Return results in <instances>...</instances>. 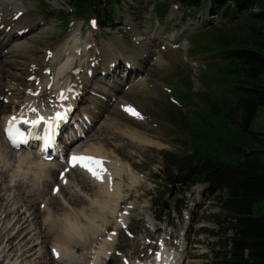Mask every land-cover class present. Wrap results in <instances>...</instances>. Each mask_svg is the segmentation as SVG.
<instances>
[{"label":"rangeland","instance_id":"1","mask_svg":"<svg viewBox=\"0 0 264 264\" xmlns=\"http://www.w3.org/2000/svg\"><path fill=\"white\" fill-rule=\"evenodd\" d=\"M203 1L205 2L202 8L197 11L198 13L195 16L196 12H193V8L185 6L181 0H128L127 4H130V7L123 9L119 15L109 11V8L103 11L106 15L111 12V17H113L111 23L103 26L94 21L96 17L88 9V5H83V7L77 9L69 0H57L56 3H54V0L19 1L21 6L24 7L23 10L28 12L22 17L25 18V21L37 19L38 26L36 28L39 27V29H28L22 34L23 37L19 36L18 39L10 41L4 40V44L2 43L3 45L0 46V75L2 72H7L9 75L3 78V86L8 85L14 90L25 87L22 77L27 78V76L23 68H26L30 62H34L35 67L43 65L44 62L46 63L51 51L59 50L63 46L68 48L67 44L63 45L66 39L69 41L68 44L72 46V32L80 38V40H77L75 37L78 49L83 48L86 43H88V47L92 45L91 47L94 48L92 58L96 60L95 64L103 62L99 53H103L104 48L109 45L121 47V52H118V48L112 50V52H117V57H119L117 60L120 62L119 66L121 67L114 76L107 79L101 67L93 75L94 61L89 63L88 72H85L83 68V73H87L88 80L91 79L89 84L97 85L103 90V94L94 91L95 96L101 95L99 99L103 102L109 100V108L98 114L90 126L91 130L88 129L87 132L82 134L79 137L80 140L79 138L75 140L78 144L75 145L74 149L84 150L90 146L100 147V150L114 156V158H108L112 163H116L117 160L121 164L128 165L141 178L140 180L127 178L120 181L121 186H131L129 190L124 188L121 194L126 195V199L117 209L118 213H121V220L125 226L118 232L115 230L116 227L114 226L116 221L119 220V217L117 218V215H115L116 218L111 220L109 230L102 229L96 238L90 232L88 233L90 236H88V241H90L88 245L80 246L79 251L76 250V252L73 250L74 246H69V249L66 248L63 260L58 258L60 264H90L93 261L91 250H99L101 246L107 247V250L105 247L103 249L109 253L107 259L101 258L98 263L108 264V260H111V264H126L127 259L125 258L127 257L129 263L149 258L151 261L148 264H152V256L155 257L153 251H155L161 239L166 240L169 246L166 252L171 256H176L178 264H210L214 256L213 250H218L220 247L221 232L229 221V215L220 208V197L211 194L204 183H197L190 188L170 185L162 175L165 161L164 154L173 153L184 156L195 149L202 156L210 155V157L217 160L235 162L242 153V151L234 148V146L242 147L244 144L237 130L239 126L226 124L225 120L228 121V119L223 117L222 111L216 114L210 107L211 102L220 105L232 101V83L228 79L217 76L215 72L217 65L221 63L219 55L215 52L218 50L217 37H219L220 32L234 30L237 26H220L219 24L223 22L220 12L213 10L209 0ZM74 24L76 25L73 26ZM40 27L44 29L52 28V32L49 37H41L32 44L33 37H40L41 35L39 32ZM137 29H140V32L144 31L141 35L150 36L147 44H140L136 41L140 36L136 31ZM238 31L240 32L239 36L242 37L246 33L244 29ZM25 43L33 45L34 53H30L28 57L18 58V61L20 59V62L24 63L22 68L20 65L15 68L13 66L15 62L8 64L10 60L15 61L16 59L10 58L9 60L5 54L6 51L16 44H20L21 50L27 49V47H24ZM173 43H177V46L172 47ZM151 50L156 51L152 53ZM125 58L131 60L133 64H129V61ZM139 59H143L144 62H139ZM5 60L8 61L5 63ZM85 61L84 52L79 51L74 57L73 70L75 72L72 71L67 74L71 76L72 80L77 76L78 65L81 66ZM123 64L127 69L129 67L136 68L138 72L134 75L132 69L128 70L133 74H129L131 76L124 75L125 82L123 81L118 89L115 86L113 88L110 84L120 81L121 75H123ZM117 74H120V76H116ZM60 79L59 83L62 82V78ZM105 79L109 84L103 81ZM131 86L134 88L129 90ZM8 89L7 92H9ZM54 92L53 88H49L47 94L53 96ZM89 94L88 96H94L91 93ZM39 97L42 98L43 96ZM3 98L0 97V102L5 104L7 100ZM128 107L135 109L140 115H133L126 110ZM87 110L86 105L81 107V112ZM0 111L4 112L5 110L0 107ZM90 116L91 114L86 112L71 120L67 127L69 133H72L75 128L80 130L79 127L84 125V120H87ZM71 123L73 124L72 127H70ZM101 125H106L110 129L103 132V129L99 130ZM250 126L257 133H264V108L259 110L257 117L253 119ZM1 128L0 114V132ZM128 131L130 135L127 136ZM138 134L155 144L136 145L129 138L132 137L134 140V137ZM0 136L2 142L4 141L3 146L6 151V143L1 133ZM1 140L0 144H2ZM80 141L81 143H79ZM262 147L264 148V146ZM16 150L14 152L18 156L33 153V150L28 148ZM72 151L73 149L68 151V154H64L61 160H45L44 157H41L35 159L36 162L31 166H28L29 162H24V164L21 163L19 168H17L16 159L11 160L13 163H11L12 170L9 171V176L4 175L3 177L9 180L14 178L13 180H17V182L9 190L7 188L9 187V180H5L0 176V195L2 194L3 197L0 202L5 205L7 203L6 196H13L11 198L12 204H10L12 206L9 205V207L12 208L17 205V208L13 211L16 214L18 213L19 217L12 218L19 219L20 216L22 217L24 209V211H28L26 214L29 213V217L32 216L31 218L34 217L33 212L36 214L39 211L42 214L41 203H38L39 200H42L41 198L36 200L34 195L30 197V200V198H26L24 195L21 197L17 193L19 186L24 188L23 184L25 182L23 180L26 179L27 175L23 173L26 171L38 172L39 167L35 166V163L36 165L39 162L41 164L42 162L61 163L62 166H57L55 175H53L52 180L56 181H52L45 188L44 196H48V194L49 196L50 194L57 195L58 201L55 200L54 203L67 202L68 204L65 195H60V191L55 190L60 187V179L63 182L68 181V178L64 179V175L62 178L61 174L69 172V169L65 167V163L66 157ZM58 171H60V175ZM14 172L15 174H13ZM81 173L84 172L81 171ZM47 175L49 174H46V177H48ZM56 177H58V180ZM90 180L92 179L89 178ZM130 180H132L131 184ZM71 181L75 182L74 180ZM29 185L31 187L30 183ZM172 187L174 188V194L172 198H168L169 189H172ZM66 190L72 192L74 187L66 188ZM77 191L85 198V202L82 199L83 203L76 207L64 206V210H59L57 213L59 218H61L60 215H64V212L70 213L71 216H78L79 212L87 210L92 201L100 200L97 198L96 190L87 194L80 191L79 188H77ZM161 199L167 200L168 207L164 209V214L158 221L156 217L160 212L155 207V203ZM51 200L54 199L47 201L46 197L45 204ZM178 209L180 212H178ZM20 211L22 212L20 213ZM253 213L264 214V201L253 204ZM43 215L45 216V214ZM41 219V215L40 217L38 215L32 221L31 229L36 227V230L31 232L30 235L39 234V239L34 241L36 245L33 250L43 247L42 249L45 252L41 262L47 264L45 262L47 260L48 263L54 264L50 260L51 255H53V235L47 232L50 237L46 238L45 233H42L43 227H39L42 224ZM81 223L85 228L88 227L86 221L82 220ZM155 226L160 228L156 232H154ZM109 234L111 238L108 237ZM230 234L228 231L227 235ZM18 235L15 234L14 239L9 238L8 243L12 242L11 246L19 240ZM108 239L113 240L111 245ZM3 240V246H5L6 237ZM149 242H154L152 249L151 245H146ZM87 247H89L88 250ZM5 249L0 248V260L3 259ZM30 252L25 253L29 255H24L28 257L25 261L20 262L17 257H13L11 263L33 264V257L30 256Z\"/></svg>","mask_w":264,"mask_h":264},{"label":"bare ground","instance_id":"2","mask_svg":"<svg viewBox=\"0 0 264 264\" xmlns=\"http://www.w3.org/2000/svg\"><path fill=\"white\" fill-rule=\"evenodd\" d=\"M19 1L20 0H0V38H2V39H0V46H2L4 44V40L10 41L12 39L13 40L18 39L19 36L23 37L22 34L26 30L34 29V28H36V26H38V20L37 19L25 21V18L22 16H24V14H27L28 12L23 10L24 7L21 6ZM56 1L57 0H54V3H56ZM75 25L76 24H74L73 26H75ZM106 25H108V24H106ZM135 26H137V25H135ZM38 29H39V27L36 28V30H38ZM136 31L140 35L136 41L139 42L140 44H143V43L147 44L149 42L150 36L146 37V36L141 35L144 32L143 30L141 31L142 33L140 32V29H137ZM39 32L41 34L40 37H33V41L31 42L32 44H34L36 42V40L41 38V37H44V38L49 37L50 33L52 32V28H45L44 29V28L40 27ZM28 33H29V31H28ZM2 34H3V36H1ZM76 36L77 35L72 32V39L71 40L73 41V45L72 46L69 45L68 44L69 41H68V39H66L63 42V45L67 44L68 48H64V46H63L59 50L51 51L50 56H48L47 62L46 63L44 62L43 65H40L39 67H35L34 62L33 63L30 62V64H28V66L26 68H23V70L26 71V76H27V78H24L23 75H22L23 77L21 76L23 78V85H25V87L18 88V89L16 88L14 90L11 87H9L8 85L3 86L4 85V79L3 78H6L8 73L2 72L0 75V97H4L7 100L5 102V104L0 102V107L4 108V110H5L4 112L0 111L1 126H2L0 133L2 135L3 140H5L4 135H3L4 127L8 123V120L10 117H12L13 115H16L19 117L20 114L23 113L24 119H28L29 121H31L33 119H36L38 116H40V114L43 117H45L43 115V112H44V113H47V120H53L52 126H51L52 130L49 131V134L53 135L55 139L61 141V145L58 144L59 148H61L60 151L58 152V156H61L62 149L66 150V151H71L73 149L72 153L69 154V156L66 155L67 157H66L65 167L69 169V172H65L63 174L64 179L68 178V181H67V183H65V182H63V180H61V179L59 180V181H61L60 187H59L60 195H63V194L65 195V199L67 198L68 204H67V202H65V203H63V202L54 203V202H56L55 200L58 199L57 195H51L50 194V196H49V194H48V196H44L45 192H46L45 188L48 187L52 181H56V180H52L53 175H55V168L57 166H62V165H61V163L60 164H57V163L53 164L51 162H42V161H41L42 164L39 162V164L36 165V163H35V166L39 167L38 172L31 173V172L26 171L23 173L24 175H27L26 179L23 180L25 182L23 184L24 188H20V186L18 185L19 189L17 192V193H19V195L21 197H23V195H24L26 198H30L31 196L35 195L36 200H39L41 198L42 200H39V202L38 201L37 202L41 203L42 214L39 213V211H37L36 214H35V212H33L32 215L34 217L31 218L32 216L29 217V213L26 214L28 211H24L25 210L24 209L23 210L24 215L21 214L23 216L22 217L20 216L19 219L15 218L16 219L15 220L12 217H17V218L19 217L17 215L18 213L16 214L15 211H13L15 208H17V205H15V206L13 205L14 207H12V208L9 207V205L12 204L11 198L13 196L7 197L5 195L6 199H7V203L5 202L6 203L5 205L0 202L2 204V206H0V248H6L5 249L6 252L3 255V259L0 260V264H15V262L11 263V260L13 257H17V259H19L20 262H23L28 258V257H25L28 255V254L27 255L25 254L27 251H28V253L31 251L30 256L33 257V262H34L33 264H43L41 262L43 259L42 256L44 255V252H45V251H43L44 249H42L43 247H40V249H38V250H33L34 246L36 245V243H34V241L39 239V234L36 233L32 236L30 235L31 232L36 230V227L34 229H31L32 228L31 225L33 224L32 223L33 219L36 218L38 215H39V217L41 215V218H42L40 220L42 224L40 225V223L38 222L40 225L39 227L40 228H41V226L43 227L42 233H45L46 238L50 237V235L49 236L47 235V232H49V234L53 235V241L54 242L52 243V251H53V249H55L56 253L53 252V255L55 257L53 255H51L52 258L50 257L51 258L50 260L54 264H60L58 261V258L63 260V258H64L63 256H65L64 250H66V248L69 249V246H74L73 250L76 252V250L79 251L80 246L88 245V243H90V241H88V236H89L88 233L89 232H90V234H92L96 238L97 235L102 231V229L109 230L112 219L119 217V220L116 221V224L114 222V224H115L114 227H116L115 230L117 232L122 227L125 226L123 224L124 222L121 220L122 219V216L120 215L121 213H118L117 209H118V206H120L124 202V200L126 199V195L121 194L124 191V188L129 190V188L131 186H125V185L121 186L120 181L125 180L127 178H131V179L135 178L136 180H140L141 176H139L138 173H136L134 170H132L128 165L126 166L125 164H121L117 160H116V163H112L108 158H114V156L111 154L110 155L107 154L103 150H100L101 149L100 147L90 146L84 150H80L79 148L74 149L75 145L78 144V142H75V140H77L79 138V136H81V134H80L81 129H82V131L84 130L83 134L85 132H87V130L90 129V126L93 124V121L96 119L98 114L104 112L105 109L109 108L108 107V104H109L108 99H107L108 100L107 102H103L102 100L99 99V98H101V95L95 96V94H94V91L96 93L103 94L102 93L103 90L100 89L99 86H97V85H94V84L90 85L89 84L91 82V79L88 80L87 73H85V72H88V69H89L88 65L91 61L92 62L94 61V65L92 68V74L93 75L97 72L98 68L101 67L104 70L103 74L106 76L107 79L109 77L114 76L117 72H119V68H121V67L119 66L120 62L117 60V59H119V57H117V52H115V51L112 52V50L114 48L115 49L118 48L117 49L118 52H121V47L120 46L114 47V45H109L107 48H104L103 53H99V54H101L100 59H101V61L103 60V62L101 64H99V63L95 64L96 60L92 58V55H93L92 50L94 49L93 47H91L92 45L88 47L87 46L88 43H86L83 46V48L78 49L76 42H77V40H80V38H79V36L78 37H76ZM75 37L77 40L75 39ZM32 44L25 43L24 47H27V49H22V50H21V47H19L20 44H16V45L11 46V48L8 49L5 54L7 55V58H9V60H10V58L11 59L13 58V60H15V59L16 60L15 61L10 60V62L8 64H10V63L12 64V62H15V64H13V66L15 68H18V65H20L22 68L24 63L20 62V59L18 61V58L25 57V56L28 57L30 55V53H32V52L34 53V49L32 48V46H33ZM89 48H91V50H89ZM38 51H39V49H38ZM73 51L76 53H74ZM79 51L84 52V56L86 58V61L83 64H81V66L78 65V67H77L78 71L76 73L77 76L75 79L72 80L71 76L67 75V74H69L72 71L75 72L73 70V68H74L73 67L74 66V57L77 55V53ZM151 51L153 53L156 50H151ZM104 58H106V60H104ZM125 59L127 61H129L128 62L129 64H133V62L131 60H129L128 58H125ZM7 61L8 60H5L4 62L6 63ZM138 61L142 62V63L144 62L143 59H139ZM13 66H11V67H13ZM83 68L85 70L84 73H83ZM122 69H123V71H122L123 75H121L120 81L110 84L111 87L114 88V86H115L118 89L119 85L125 80L124 75L125 76L126 75L131 76L133 74L130 71L128 72V70L132 69L135 73L134 75H136V72H138V70L134 67H129L127 69L125 67V64L122 65ZM80 73H81V75H79ZM129 74H131V75H129ZM51 75H53V77H51ZM65 76H66V78H65ZM116 76L119 77L120 74H117ZM60 78H62L61 83H59V80H61ZM103 81L105 83H107L106 79ZM107 84H109V83H107ZM131 87L129 88V90H132L134 88L133 86H131ZM7 88H9L8 89L9 92H7ZM49 88H53V91L55 90L53 96L47 94V91L49 90ZM88 92L94 96L93 97L88 96V95H90ZM41 95L43 96L42 98L39 97ZM15 100H17V101H15ZM84 105H86L88 107V110L85 112H81V107ZM32 109H36V111L33 112ZM54 112H56L59 115L61 113L62 114L61 117H59L57 119L56 118L53 119ZM86 112H89L91 114V116L88 117L87 120H84L85 124L81 125L79 127L80 130L75 128L74 131L72 130L73 131L72 133H69V131L67 130V127L69 124L65 126L63 124L62 119L67 117L69 119V123H70L71 120H73L74 118L80 117L81 114L86 113ZM85 116H86V114H85ZM56 117H57V115H56ZM20 121H22V120H20ZM23 124L26 125L27 127H30V128H36L37 127V125L33 126L30 123L29 124L23 123ZM72 126H73V124L71 123L70 127H72ZM102 129H103V132H106L110 128L106 127V125H101L99 130H102ZM92 130H93V128H92ZM126 134L128 136V134L130 135V132L128 131ZM30 135L28 134V138H29V140H32L33 138ZM87 136H88V134H87ZM91 137H92V135H91ZM129 139L134 141V143H136V145L138 144L141 146L152 145V144L154 145L155 144V143H152L151 141L147 140L146 138H144L143 136H141L139 134L134 137V140L132 139V137ZM79 140H80V138H79ZM1 142H2V140H1ZM3 142H2V144H0V148H2V150H0V174H1L0 176H2V177L4 175L9 176V171L12 170V165H11L12 159H14V160L16 159V161L18 163L17 168H19L21 163L24 164V162H26V163L29 162L28 166H31L32 164H34V162H36L35 159L44 157V156L36 155L35 151H32L33 152V153L31 152L32 154L28 153V155L25 154V155L18 156L14 152V151H17L15 149V147L5 140L6 147H7L6 148L7 152H6L4 149V146H3ZM79 143H81V141ZM74 153L75 154L90 155V156L101 158L104 162V165H103L104 168L107 169V172L104 173L103 181H100V180L93 178L89 172H87L85 169L81 168L79 165H77L76 167H72L71 165H69L68 160H69L70 156ZM67 154H68V152H67ZM27 168L31 169L32 167H27ZM80 170L83 171L84 173H81ZM108 170H110V171H108ZM58 173L60 175V171H58ZM13 174H15V172ZM46 174H49V175H47L48 177H46ZM21 178H22V176H21ZM89 178H91L92 180L89 181ZM3 179H5V177H3ZM13 179L14 178H12V180L5 179V180H9L8 181L9 187H7V188H9V190H10V187L12 185H14V183L16 184V182H17V180H13ZM56 179L58 180V177H56ZM29 180H32V181L29 182ZM69 180H70V182H69ZM71 180H74L75 182H73ZM115 180H118V181L114 182ZM136 180H135V183H136ZM29 183L31 184V187H30ZM131 183H132V180H130V184ZM20 185H21V183H20ZM73 187H74V191H72V192L66 190V188L69 189V188H73ZM77 188H79L80 191H82L86 194L88 192L93 193L96 190V193L98 195L97 198H99L100 200L92 201L86 211H81L78 213L79 217L74 216V215L71 216L70 213L64 212L63 213L64 215H60L61 218H59L57 216V213L59 210H64L63 209L64 206H69L70 208H72V207H76V206L82 204L83 200L85 202V198L77 191ZM0 191H1V188H0ZM41 193H43V194L41 195ZM69 193H72V194H69ZM46 197H47V201L50 199H54V200H51L50 202L45 204V198ZM2 198L3 197L1 196L0 201H2ZM30 200H31V198H30ZM21 205H23V204H21ZM10 206H12V205H10ZM19 206H20V204H19ZM21 212L22 211H20V213ZM43 214H45V216ZM30 215H31V213H30ZM115 215H117V216L115 217ZM118 215H120V216H118ZM82 220H84V222L86 221L88 223V227L85 228L82 225V223H81ZM159 229H160L159 227L155 226L154 232L158 231ZM11 232H13V233H11ZM107 232H109V231H107ZM15 234H19L18 235L19 240L17 241V243L14 242L13 245L11 246L12 242L8 243V241H9L10 237L14 239L13 236ZM33 236H35V238H33ZM4 237H6V240H5L6 245L5 246H3V242H4L3 238ZM108 237L111 238V235L109 234ZM153 238H155V237H153ZM108 241H109V244L111 245V242L113 240L108 239ZM7 243H8V245H7ZM146 245H151V248H152V246L154 245V242H149ZM89 247H87V250ZM103 247H105V246H103ZM103 247L101 246L99 250L91 248L92 250L90 253L93 256V261H91L90 264H101V263H98L101 258L107 259L109 252L104 251ZM105 249L107 250V247H105ZM158 249H160V251L158 253L160 260L157 259L158 256L156 255L155 258L157 260L154 261L155 258H153L152 264H176L177 263V260L175 258L176 256L175 257L171 256V254L166 252V249H164L163 246H160V243L158 245ZM57 253H58V255H57ZM83 257L87 258L86 256H83ZM125 259L128 260L127 257ZM150 261L151 260H149V259H142V260L139 259V260L134 261L130 264H148V263H150ZM45 262H47V264H50V262L48 263L47 260H45Z\"/></svg>","mask_w":264,"mask_h":264},{"label":"trees","instance_id":"3","mask_svg":"<svg viewBox=\"0 0 264 264\" xmlns=\"http://www.w3.org/2000/svg\"><path fill=\"white\" fill-rule=\"evenodd\" d=\"M113 1L69 0L77 9L88 5L101 26L113 21L111 12H103L107 8L111 11ZM181 1L192 7L195 15L205 2ZM209 1L213 10L221 14L220 26H237L220 32L215 52L221 61L215 72L232 83V101L220 105L211 102L210 107L216 114L222 111L228 119L226 124L239 126L237 130L245 146H234L242 151L235 162L202 156L195 149L184 156L164 154L162 175L170 185L190 188L204 183L211 194L220 197V208L229 215V221L210 264H264V214L253 213V204L264 201V133H257L250 126L264 108V0ZM239 29L246 32L243 37L239 36ZM163 201L155 203L160 212L158 219L164 214Z\"/></svg>","mask_w":264,"mask_h":264},{"label":"snow or ice","instance_id":"4","mask_svg":"<svg viewBox=\"0 0 264 264\" xmlns=\"http://www.w3.org/2000/svg\"><path fill=\"white\" fill-rule=\"evenodd\" d=\"M95 23V22H93ZM130 113H132L135 116H139L140 114L135 111V109L128 107L126 109ZM33 112L36 111V109H32ZM57 117L59 118V114H57ZM20 120H23V123L25 124H31L33 126L41 124L42 121L45 120V117L38 116L36 119H33L29 121L28 119H24L23 113L20 114V116L13 115L9 118L7 126H6V133L10 139V141L15 145L18 144L21 141H24V134L20 131V129L16 126ZM51 141V137H49V141ZM47 143V142H46ZM69 164L72 167H76L79 165L81 168L85 169L87 172L90 173V175L100 181H103L104 179V173L107 172V169L104 168V162L101 158L90 156V155H84V154H72L69 158ZM61 177L63 178V174H61ZM67 183V181H65ZM55 191H59V189H56ZM53 252L56 253V250L53 249ZM58 255V253H57Z\"/></svg>","mask_w":264,"mask_h":264},{"label":"water","instance_id":"5","mask_svg":"<svg viewBox=\"0 0 264 264\" xmlns=\"http://www.w3.org/2000/svg\"><path fill=\"white\" fill-rule=\"evenodd\" d=\"M173 194H174V188L172 187L171 192L168 194V198H172ZM163 206H164L165 209H167V207H168L167 200L163 201ZM108 264H111L110 260L108 261Z\"/></svg>","mask_w":264,"mask_h":264}]
</instances>
